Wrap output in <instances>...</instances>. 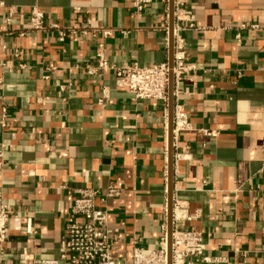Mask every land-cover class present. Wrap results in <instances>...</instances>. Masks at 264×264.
Instances as JSON below:
<instances>
[{
  "label": "crops",
  "instance_id": "crops-1",
  "mask_svg": "<svg viewBox=\"0 0 264 264\" xmlns=\"http://www.w3.org/2000/svg\"><path fill=\"white\" fill-rule=\"evenodd\" d=\"M183 2L172 14L170 0H154L138 14L131 0H0V191L13 208L0 264H18L25 247L35 262L59 258L76 191L109 184L122 191L106 203L122 229L113 254L127 264L136 239L160 247L170 192L197 212L184 227L204 234L198 264H264V0ZM33 8L48 24L89 17L113 33L60 41L31 29ZM241 24L259 28L239 43ZM172 27L194 68L174 86V113L182 107L193 129L179 136L178 162L173 147L170 183L169 101L135 98L113 70L88 69L99 50L117 65L170 62Z\"/></svg>",
  "mask_w": 264,
  "mask_h": 264
},
{
  "label": "built area",
  "instance_id": "built-area-1",
  "mask_svg": "<svg viewBox=\"0 0 264 264\" xmlns=\"http://www.w3.org/2000/svg\"><path fill=\"white\" fill-rule=\"evenodd\" d=\"M135 12L140 14L145 7L154 0H131ZM177 5L184 6L183 0H176ZM6 23L11 24L14 9L10 8ZM75 12L80 13V8ZM187 21V27H194V16L190 11L183 10L178 18ZM31 29L37 32L56 30L60 41H64L68 33H81L93 37H110L112 29L103 26H96L87 17H80L71 26H61L57 23L48 24L44 13L33 8L29 17ZM249 27L258 29V24H241L236 37L240 43L243 33ZM180 29V28H179ZM243 31V33H242ZM173 52L174 64L170 66L168 61L142 66L137 62L128 64H113L105 56L102 50L97 52V64L88 69L89 74H95L99 70H113L116 78V85L132 93L139 99H157L165 104L169 101L170 74H174V84L179 83L185 72L194 68V65L186 61L185 40L179 35L178 29H173ZM8 107L2 105V115L6 116ZM4 122V121H2ZM193 126L188 113L178 107L174 113L173 126V147L175 149V162L183 156L180 150L179 136L186 131L192 130ZM205 134H210L208 129H202ZM0 156L2 154L0 153ZM264 170V161L262 165ZM74 199L71 215L74 220L69 221L65 227V233L61 241V255L59 258L41 259L37 262L31 257L28 248H23L20 253L18 264H127L125 258L113 254L116 241L120 237L121 227L113 226L110 222V212L106 203L109 199L120 197L121 189L114 184L104 188L90 187L78 189ZM168 209H166L167 214ZM13 208L7 202L4 193L0 191V250L5 251L11 230L10 220ZM197 216L192 211L188 200L179 198L173 199L172 210V264H198L206 259L205 237L202 231L185 228L184 223ZM26 233H35V226L31 218L26 220L23 228ZM162 236L160 247L156 250H147L141 245V240L136 239L133 244L132 264H169V233L168 219L161 225Z\"/></svg>",
  "mask_w": 264,
  "mask_h": 264
},
{
  "label": "water",
  "instance_id": "water-1",
  "mask_svg": "<svg viewBox=\"0 0 264 264\" xmlns=\"http://www.w3.org/2000/svg\"><path fill=\"white\" fill-rule=\"evenodd\" d=\"M171 8H172V14L174 12V4L175 0H170ZM172 20L174 21V18L172 17ZM173 30V27H172ZM173 32V31H172ZM173 34V33H172ZM173 37V36H172ZM173 44H174V38L172 43V54L170 58V66L173 67L174 64V52H173ZM174 74L171 72L170 74V84H169V103L171 106V124H170V134H171V144L169 149V178L170 183L172 181V175H173V126H174ZM172 210H173V194L170 192L169 195V203H168V233H169V264H172V249H171V242H172V230H173V223H172Z\"/></svg>",
  "mask_w": 264,
  "mask_h": 264
}]
</instances>
